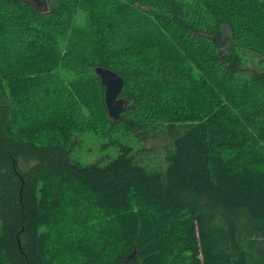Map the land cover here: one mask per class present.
Here are the masks:
<instances>
[{
    "label": "trees",
    "instance_id": "16d2710c",
    "mask_svg": "<svg viewBox=\"0 0 264 264\" xmlns=\"http://www.w3.org/2000/svg\"><path fill=\"white\" fill-rule=\"evenodd\" d=\"M46 2L0 0V264H264V0ZM65 69L139 149L83 165L72 131L34 138Z\"/></svg>",
    "mask_w": 264,
    "mask_h": 264
},
{
    "label": "rangeland",
    "instance_id": "374dc122",
    "mask_svg": "<svg viewBox=\"0 0 264 264\" xmlns=\"http://www.w3.org/2000/svg\"><path fill=\"white\" fill-rule=\"evenodd\" d=\"M86 22L87 15L82 11H78L75 16V24L84 26ZM76 72L65 69L57 70V74L54 72V75H52L54 85H52L50 91L53 90L54 93L62 91L64 98H59L52 94L51 106L36 114L33 123L40 126L34 128V138L44 141H57L62 133L72 131V134L77 138V142L72 148V158L83 165L95 163L107 164L117 157L121 145L124 144L139 149L141 145L136 141V136L132 132H119L124 129L110 132L104 129L101 123L96 122V116H98L96 110L102 104L99 103V99L96 97L97 92L95 87L90 85L89 82H87L88 86L86 83L82 85V88L85 85L83 90L82 88L71 89L69 84L76 77ZM72 99L75 100L72 101ZM65 107L71 109L72 115L78 118L79 123L75 124L69 121L59 120L57 111ZM77 126L82 128L76 129ZM144 146L152 149L155 144L146 143Z\"/></svg>",
    "mask_w": 264,
    "mask_h": 264
},
{
    "label": "water",
    "instance_id": "95a60500",
    "mask_svg": "<svg viewBox=\"0 0 264 264\" xmlns=\"http://www.w3.org/2000/svg\"><path fill=\"white\" fill-rule=\"evenodd\" d=\"M27 1L37 8H48L46 0ZM96 74L100 78L101 85L105 88V104L109 116L112 119H118L126 107V101L119 97L124 86V79L117 73L101 67L96 68Z\"/></svg>",
    "mask_w": 264,
    "mask_h": 264
}]
</instances>
